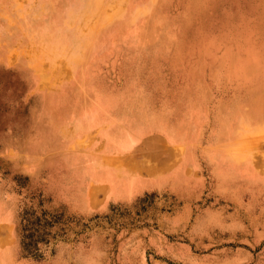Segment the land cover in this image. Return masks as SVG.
Listing matches in <instances>:
<instances>
[{
    "label": "rangeland",
    "instance_id": "1",
    "mask_svg": "<svg viewBox=\"0 0 264 264\" xmlns=\"http://www.w3.org/2000/svg\"><path fill=\"white\" fill-rule=\"evenodd\" d=\"M80 89L93 100L91 119L100 105L130 96L136 132L160 131L181 145L173 187L85 213L65 202L63 178L108 180L119 197L141 184L89 167L62 174L65 159L54 165V186H45L46 166L42 185L31 182L30 165L15 151V115L36 112L38 123L21 124L29 147L45 154L51 140L58 153L62 123L49 133L42 107L66 115L61 100L75 103ZM166 96L183 106L168 123L148 111ZM222 101L226 137L202 107ZM142 107L163 128H143L133 114ZM263 111L264 0H0L8 137V154L0 155V263L98 264L102 249L99 264H264ZM121 138L111 146L125 147ZM71 198L85 206L82 193Z\"/></svg>",
    "mask_w": 264,
    "mask_h": 264
},
{
    "label": "crops",
    "instance_id": "2",
    "mask_svg": "<svg viewBox=\"0 0 264 264\" xmlns=\"http://www.w3.org/2000/svg\"><path fill=\"white\" fill-rule=\"evenodd\" d=\"M160 48L159 50H161ZM159 52L162 53L161 51ZM80 90H82L80 92H84L85 94L78 95L80 97L79 102L74 103L68 101L64 104L67 113L63 118H58V111L55 114L54 104H48L42 107L46 109L42 110V113L47 120L48 132L58 134L55 129L57 128V130H59V126L55 127L56 121L62 123L64 132L62 140L60 141V147L57 149L59 150L57 151L58 153L54 151V147L50 140L48 150L45 153L46 156L49 157L46 163H43L42 158V160L40 159V157L45 155L43 152L34 150L33 143H31L29 147V143L26 141L28 139L26 132L27 127L21 126L23 123L25 125L26 123H38V115H36L34 111H30L27 114L17 112L15 115V121L17 123L15 134L19 144V148H15V151L18 156H23V159L26 158L25 167L30 165V168L25 172L28 173L27 175L31 182H35L39 186L42 185V177H44L43 169L46 166L47 184L45 186H54L50 178L51 176L53 178V176H55L53 174L57 171L54 165L65 159L62 170H58L62 174H64L63 172L66 170H79L89 167L98 174L108 171L114 178L120 181L133 180L141 184L142 188L138 192L133 191L126 197H119L113 192V188L108 180L95 178L85 179L83 182H76L75 180L69 182L63 178L62 187L68 189V194L67 192L64 193L65 202L72 207L73 210L85 213L91 211L98 212L108 204L129 202L146 192L173 187L174 176L176 174L181 175L183 171V154L179 149L181 145L171 142L166 135L160 131L144 130L142 132H136V129L132 125L134 122H132V126H130L129 121V117L131 121H133V117L131 116L133 107L129 105L130 96L123 95L114 109L112 107L109 108L112 104L100 105L101 107L95 109L93 112L95 115L92 116L91 119L90 109L93 107V105L91 106L93 100L89 94H86L85 89ZM143 90L145 91V89ZM110 94L115 95L113 93ZM177 101L178 100L173 101L167 96L156 106H152L151 102L148 101V111L162 115L168 123V121L178 119L177 117H179L181 113L183 106ZM209 102L206 106V111L205 107L202 105L204 115H207V117L209 116L210 118L208 117V119L213 117V123L218 119V124L215 125L216 127L214 126V131H218V133H222L223 136L226 137V131L224 129L226 128L224 127V121L226 120V101L220 102L216 109H212ZM88 106L90 107L88 108ZM173 111L174 114H171ZM210 111H212V113ZM6 121V113L3 114L0 112V155L8 154L6 144L8 138ZM31 130L30 133L33 134L34 131L32 132ZM105 132L110 133V136H103L102 134ZM120 135L129 137L131 142L125 147L117 149L111 145L112 141L119 138ZM9 137L12 136L10 135ZM55 156H61V158L57 159V161L55 158L50 159ZM178 156H181L179 161L176 159ZM66 159H68V161ZM75 191L82 193L85 197V206L83 208L77 204H73L71 201V196ZM12 263L16 264L15 261ZM25 264L29 263L26 262Z\"/></svg>",
    "mask_w": 264,
    "mask_h": 264
},
{
    "label": "bare ground",
    "instance_id": "3",
    "mask_svg": "<svg viewBox=\"0 0 264 264\" xmlns=\"http://www.w3.org/2000/svg\"><path fill=\"white\" fill-rule=\"evenodd\" d=\"M79 95V93L77 94V95H75L74 96V101L75 102H79V100H80V97L78 96ZM69 96H67V97H65L64 99H62L61 100V102L62 103H67L68 101H70L69 100V98H68ZM73 98V97H72ZM73 102V101H72ZM112 104V105H111ZM111 104H109V105H111V106H109V108L110 107H112L113 109L116 107V103L113 101V103H111ZM115 104V105H114ZM138 104V103H137ZM80 105H81V103H80ZM116 110V109H115ZM106 111H108V110H106ZM117 111V110H116ZM135 116H140L141 117V124L143 125V128H151V127H155V126H157L158 125V127H162L163 128V124H161L159 121H156L157 119H155V118H153V117H150V115L148 114V112L147 111H145V109H143V107L139 110V112H138V114H137V112H134L133 113ZM65 115V113L63 112V113H61L60 112V117H63ZM95 115V113L93 114V116ZM262 115L264 116V111H263V113H262ZM134 122V121H133ZM130 126H132V125H130ZM121 128H123V127H121ZM130 132V131H129ZM131 133V132H130ZM170 133H171V131H170ZM129 137H124L123 139L121 138V141L119 142V144H121V145H127L128 144V140H131L130 138L128 139ZM127 163V162H126ZM130 164H131V162H130ZM149 166V165H148ZM155 167V166H154ZM133 168V167H132ZM144 169V168H143ZM149 170V169H148ZM150 172V171H149ZM129 182H132L131 180H128ZM5 226V225H4ZM4 229V228H3ZM3 263V262H2ZM1 264V263H0Z\"/></svg>",
    "mask_w": 264,
    "mask_h": 264
},
{
    "label": "clouds",
    "instance_id": "4",
    "mask_svg": "<svg viewBox=\"0 0 264 264\" xmlns=\"http://www.w3.org/2000/svg\"><path fill=\"white\" fill-rule=\"evenodd\" d=\"M103 250L102 249H98L97 250V261H98V264H99V262H101L102 261V259H103Z\"/></svg>",
    "mask_w": 264,
    "mask_h": 264
}]
</instances>
